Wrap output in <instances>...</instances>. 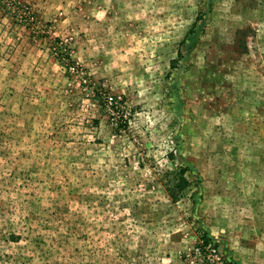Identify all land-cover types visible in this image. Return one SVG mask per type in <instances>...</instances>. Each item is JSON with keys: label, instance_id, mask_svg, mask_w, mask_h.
<instances>
[{"label": "rangeland", "instance_id": "rangeland-1", "mask_svg": "<svg viewBox=\"0 0 264 264\" xmlns=\"http://www.w3.org/2000/svg\"><path fill=\"white\" fill-rule=\"evenodd\" d=\"M0 264H264V0H0Z\"/></svg>", "mask_w": 264, "mask_h": 264}, {"label": "trees", "instance_id": "trees-1", "mask_svg": "<svg viewBox=\"0 0 264 264\" xmlns=\"http://www.w3.org/2000/svg\"><path fill=\"white\" fill-rule=\"evenodd\" d=\"M204 26H205L204 20H202L200 24L194 25V27L189 31V36L192 35V37H191L192 38V43L191 44L185 43V46H187L190 49L192 46H194L196 44L199 35L205 31ZM179 55H180V57L183 58V53L180 52ZM176 63H177V60H174L172 62L173 66Z\"/></svg>", "mask_w": 264, "mask_h": 264}]
</instances>
